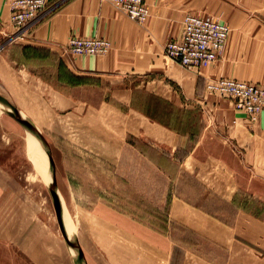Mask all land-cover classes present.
Segmentation results:
<instances>
[{"label":"rangeland","instance_id":"374dc122","mask_svg":"<svg viewBox=\"0 0 264 264\" xmlns=\"http://www.w3.org/2000/svg\"><path fill=\"white\" fill-rule=\"evenodd\" d=\"M58 1L46 9L65 2ZM245 32L248 49L222 76L209 69L229 33L220 56L202 67L172 60L165 41L155 63L138 52L121 71L84 77L82 110L60 126H35L51 172L30 156L29 132L0 104V264H77L57 220L53 174L77 236L83 218H116V227L130 229L132 246L126 240L120 260L107 256L111 264H264V141L256 133L264 111L253 117L207 88L221 77L264 87V29ZM104 35L90 37L107 39L108 51L82 55H109L113 42Z\"/></svg>","mask_w":264,"mask_h":264},{"label":"crops","instance_id":"0c3cea01","mask_svg":"<svg viewBox=\"0 0 264 264\" xmlns=\"http://www.w3.org/2000/svg\"><path fill=\"white\" fill-rule=\"evenodd\" d=\"M144 2L149 7V17L141 25L130 20L123 10L109 0H65L57 8L46 9L22 33L11 36L13 28L9 21V0H0V94L16 106L33 126H60L77 110H82L85 103L84 77L98 78L101 70L121 71L119 68L132 61L138 52L145 56L144 62L155 63L163 57L161 51L165 41L181 36V21L187 13L211 16L230 27L224 55L210 67V75L222 76V69L228 62L241 61L238 59L241 49H248V44L242 40L250 26L264 29V0ZM246 17L250 23L244 24ZM94 32L105 34L112 40L113 48L109 55L99 58L66 50L70 37H90ZM249 55L254 56V52L251 51ZM252 61H260V58L254 56ZM86 103L88 109L99 110V106L94 107L90 100ZM256 130L259 140L264 141V114ZM115 219L83 218L80 236L76 234L72 237L83 255L88 256L87 264H111L107 256L114 258L118 254L120 260L122 254L126 255V240L128 248L132 246L130 229L122 230V225L116 227ZM122 219L126 220L119 218ZM128 221L130 224L131 218ZM251 237L256 239L254 235ZM127 253L129 255L130 251Z\"/></svg>","mask_w":264,"mask_h":264},{"label":"built area","instance_id":"2783aa9c","mask_svg":"<svg viewBox=\"0 0 264 264\" xmlns=\"http://www.w3.org/2000/svg\"><path fill=\"white\" fill-rule=\"evenodd\" d=\"M48 0H9L11 36L22 33L46 9ZM126 15L143 22L149 16L144 0H110ZM182 34L165 44L166 54L182 66L202 67L216 60L226 43L229 26L211 17L186 14L182 20ZM110 42L102 37L73 36L66 44L69 53L102 54L108 51ZM210 91H217L232 98L235 107L255 117L264 111V87L221 77L207 82Z\"/></svg>","mask_w":264,"mask_h":264},{"label":"water","instance_id":"95a60500","mask_svg":"<svg viewBox=\"0 0 264 264\" xmlns=\"http://www.w3.org/2000/svg\"><path fill=\"white\" fill-rule=\"evenodd\" d=\"M0 103L6 106L5 111L7 114H9L11 117L17 120L25 129H27L31 134L36 136L46 146V151H47V155L49 158V162L53 166V161H52V157L50 154L49 146L44 136L41 133L35 132L30 121L21 113V111L16 106H14L9 100H7V98H5L1 94H0ZM49 188L52 194L53 204H54V208H55V212H56V216L59 222L61 232L70 250L75 254L77 264H86V261H85V258H84V255H83V252L80 246L78 245L76 240L71 236V234L67 230V225L65 224L63 220L61 201H60V196H59L56 184H55L54 174H53L52 180L49 182Z\"/></svg>","mask_w":264,"mask_h":264},{"label":"bare ground","instance_id":"6f19581e","mask_svg":"<svg viewBox=\"0 0 264 264\" xmlns=\"http://www.w3.org/2000/svg\"><path fill=\"white\" fill-rule=\"evenodd\" d=\"M3 107L5 108L6 106H3ZM33 129H34L35 132H39L35 126H33ZM29 135H30V138L32 139L30 141L31 143H30V146H29V154H30V156L34 160L37 161V163L39 164L40 167H43L44 166L45 168H47L48 172H51V167L49 166V162H48L47 157H46V153H47L46 152V146L44 145L45 146V148H44L42 142L36 136H34L33 134H31L30 132H29ZM47 176H45V177H47ZM50 179H49V181H50ZM60 201H61V208H62L63 220H64L65 224L67 225V230L69 231V233L71 234V236H76L77 225L75 224V222H73L71 216H68L69 214L67 215V212L65 210V206H64L63 200H61V197H60ZM70 227L72 229V233H71Z\"/></svg>","mask_w":264,"mask_h":264}]
</instances>
